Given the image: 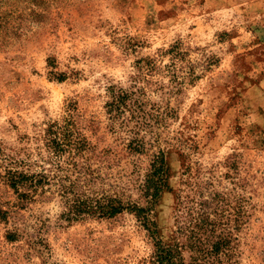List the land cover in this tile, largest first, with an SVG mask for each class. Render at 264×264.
<instances>
[{
  "label": "rangeland",
  "instance_id": "obj_1",
  "mask_svg": "<svg viewBox=\"0 0 264 264\" xmlns=\"http://www.w3.org/2000/svg\"><path fill=\"white\" fill-rule=\"evenodd\" d=\"M53 122L87 141L93 191L125 203L148 206L163 155L150 218L185 264L218 237L264 264V0H0V264H154L134 212L20 203L6 172L50 166Z\"/></svg>",
  "mask_w": 264,
  "mask_h": 264
},
{
  "label": "trees",
  "instance_id": "obj_2",
  "mask_svg": "<svg viewBox=\"0 0 264 264\" xmlns=\"http://www.w3.org/2000/svg\"><path fill=\"white\" fill-rule=\"evenodd\" d=\"M178 47V44L173 45L169 51H178ZM194 78L195 75L190 79ZM45 140L47 157L43 162L50 165L48 168L41 165L40 169L35 171L12 169L6 172V183L13 189L22 205L59 196L64 208L62 216L67 221L76 220L83 215L111 218L124 211L134 212L153 238L154 264H185L181 247L163 241L158 235L154 221L150 218L152 206L157 198L170 187L169 167L162 154L156 156L146 176L144 192L149 196V204L143 207L125 203L116 196L99 195L93 191L91 172H88L90 166L86 159L80 161L89 146L84 137L76 131L75 125L50 123ZM65 172L74 173V179H70ZM225 246H227L225 237H218L205 248L195 244L190 264H236L228 247Z\"/></svg>",
  "mask_w": 264,
  "mask_h": 264
}]
</instances>
